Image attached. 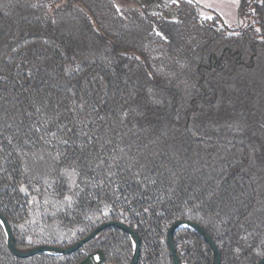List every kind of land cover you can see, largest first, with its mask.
Segmentation results:
<instances>
[{
    "label": "trees",
    "instance_id": "16d2710c",
    "mask_svg": "<svg viewBox=\"0 0 264 264\" xmlns=\"http://www.w3.org/2000/svg\"><path fill=\"white\" fill-rule=\"evenodd\" d=\"M137 3V0H125ZM243 24L174 0L171 19L114 0H0V213L19 249L68 247L102 223L139 237L137 264H173L168 228L201 225L220 264L264 258V0H238ZM182 264H212L177 230ZM133 243L105 228L64 256L0 264H79Z\"/></svg>",
    "mask_w": 264,
    "mask_h": 264
},
{
    "label": "water",
    "instance_id": "95a60500",
    "mask_svg": "<svg viewBox=\"0 0 264 264\" xmlns=\"http://www.w3.org/2000/svg\"><path fill=\"white\" fill-rule=\"evenodd\" d=\"M0 224L2 225L5 231L6 243L9 250L13 255L19 258H28L39 253H47L56 256L68 255L70 253L77 251L81 246H83L85 243L91 240L100 231L109 227L119 228L125 231L131 238L133 243V252L129 264H137L140 255V240L138 235L129 226L117 221H110L100 224L90 233H88L84 238L65 248H60L51 245H41L30 249H19L16 247L11 228L6 218L1 213H0ZM181 228H188L197 232L202 237V239L208 244L211 250L212 264H220L221 256L219 250L215 245V243L213 242V240L211 239V237L209 236V234L207 233V231L201 225L188 220H177L168 228L167 243L171 252L173 264H182L180 258L177 255V251L173 243V236L175 232ZM104 263H105V256L103 251L100 249L89 253L79 262V264H104ZM257 264H264V258L260 259Z\"/></svg>",
    "mask_w": 264,
    "mask_h": 264
},
{
    "label": "rangeland",
    "instance_id": "374dc122",
    "mask_svg": "<svg viewBox=\"0 0 264 264\" xmlns=\"http://www.w3.org/2000/svg\"><path fill=\"white\" fill-rule=\"evenodd\" d=\"M167 0H137V3L126 2L125 0H114L120 11H124L129 6H136L143 9H150L155 14L169 16L171 4ZM201 13L205 16L218 14L221 22L230 29L239 28L244 22L238 14V0H196Z\"/></svg>",
    "mask_w": 264,
    "mask_h": 264
},
{
    "label": "crops",
    "instance_id": "0c3cea01",
    "mask_svg": "<svg viewBox=\"0 0 264 264\" xmlns=\"http://www.w3.org/2000/svg\"><path fill=\"white\" fill-rule=\"evenodd\" d=\"M174 0H167L166 2H169L170 4H171V2H173ZM195 2H197L196 0H194ZM172 6V5H171ZM172 9H171V11L168 13L169 14V16H166L167 18H171V19H173V18H175L176 17V10L174 9V7H171ZM145 10H147L146 8H145ZM150 10H152V9H150ZM150 10H149V12H150ZM148 11V10H147ZM152 13V12H151ZM160 15H162V16H164L163 14H161V13H159ZM165 17V16H164ZM104 264H106V263H104Z\"/></svg>",
    "mask_w": 264,
    "mask_h": 264
}]
</instances>
